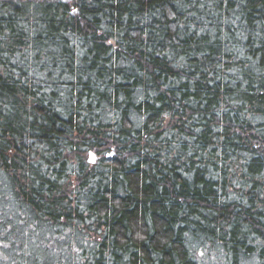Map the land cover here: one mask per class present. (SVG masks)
<instances>
[{
  "label": "trees",
  "instance_id": "16d2710c",
  "mask_svg": "<svg viewBox=\"0 0 264 264\" xmlns=\"http://www.w3.org/2000/svg\"><path fill=\"white\" fill-rule=\"evenodd\" d=\"M17 240L16 264H264V0H0Z\"/></svg>",
  "mask_w": 264,
  "mask_h": 264
},
{
  "label": "rangeland",
  "instance_id": "374dc122",
  "mask_svg": "<svg viewBox=\"0 0 264 264\" xmlns=\"http://www.w3.org/2000/svg\"><path fill=\"white\" fill-rule=\"evenodd\" d=\"M20 243L21 241L17 240L14 246H11L12 248L8 247L6 249H3L0 253V264H16L17 260L19 259V252H20Z\"/></svg>",
  "mask_w": 264,
  "mask_h": 264
}]
</instances>
